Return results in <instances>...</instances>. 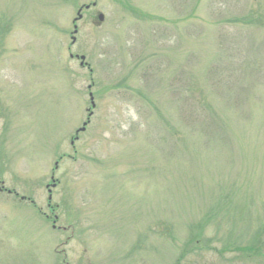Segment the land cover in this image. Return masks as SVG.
<instances>
[{"label":"rangeland","instance_id":"1","mask_svg":"<svg viewBox=\"0 0 264 264\" xmlns=\"http://www.w3.org/2000/svg\"><path fill=\"white\" fill-rule=\"evenodd\" d=\"M0 264H264V0H0Z\"/></svg>","mask_w":264,"mask_h":264},{"label":"water","instance_id":"2","mask_svg":"<svg viewBox=\"0 0 264 264\" xmlns=\"http://www.w3.org/2000/svg\"><path fill=\"white\" fill-rule=\"evenodd\" d=\"M81 17H82V14L79 13V15H78V17H77L76 20L80 19ZM98 19H99L100 21H103V20H104V15L100 13V14L98 15ZM77 31H78V30H77V26L75 25V31H74V32L77 33ZM74 40H75V39H73V41H74ZM81 59L84 60V59H85V56H81ZM90 97H91V101H92V106L94 107V106H95V103H94L93 95L90 94ZM86 124H87V123H85L84 126H86ZM84 129H85V127L82 128L81 130H84Z\"/></svg>","mask_w":264,"mask_h":264},{"label":"flooded vegetation","instance_id":"3","mask_svg":"<svg viewBox=\"0 0 264 264\" xmlns=\"http://www.w3.org/2000/svg\"><path fill=\"white\" fill-rule=\"evenodd\" d=\"M95 5H96V4H92V6H95ZM88 6H89V5H86V6H85V9H89V8L91 7V6H89V7H88ZM81 11H82V8H81ZM82 18H83V17H82ZM82 18H81V19H82ZM81 19H80V20H81ZM76 57H77V56H76ZM52 180L55 181L54 179H52ZM56 185H57L56 183L53 184L54 187H56ZM49 191H50V193H51L52 190L49 189ZM50 199H51V198H50Z\"/></svg>","mask_w":264,"mask_h":264}]
</instances>
